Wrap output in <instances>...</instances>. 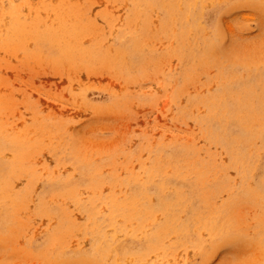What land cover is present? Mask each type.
<instances>
[{
	"label": "rangeland",
	"instance_id": "rangeland-1",
	"mask_svg": "<svg viewBox=\"0 0 264 264\" xmlns=\"http://www.w3.org/2000/svg\"><path fill=\"white\" fill-rule=\"evenodd\" d=\"M0 264H264V0H0Z\"/></svg>",
	"mask_w": 264,
	"mask_h": 264
},
{
	"label": "bare ground",
	"instance_id": "bare-ground-1",
	"mask_svg": "<svg viewBox=\"0 0 264 264\" xmlns=\"http://www.w3.org/2000/svg\"><path fill=\"white\" fill-rule=\"evenodd\" d=\"M110 249H111V248H110ZM103 250H105V248H104ZM112 250H113V249H112ZM113 251H115V249H114ZM100 252H101V251H100ZM111 253H112V252H111ZM111 253H110V254H111ZM115 253H116V252H115ZM112 254H113V253H112ZM116 256H117V255H116ZM107 258H108V257H107ZM110 259H111V257H110ZM106 260H107V259H106ZM106 260H104V262H107ZM108 262H109V261H108ZM108 262H107V263H108Z\"/></svg>",
	"mask_w": 264,
	"mask_h": 264
}]
</instances>
